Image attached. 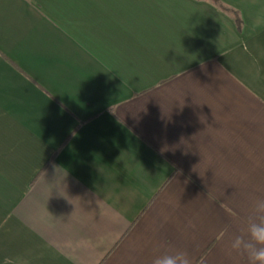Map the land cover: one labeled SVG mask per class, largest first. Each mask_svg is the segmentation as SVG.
Listing matches in <instances>:
<instances>
[{
    "label": "crops",
    "instance_id": "crops-1",
    "mask_svg": "<svg viewBox=\"0 0 264 264\" xmlns=\"http://www.w3.org/2000/svg\"><path fill=\"white\" fill-rule=\"evenodd\" d=\"M0 0V264H249L264 198V0Z\"/></svg>",
    "mask_w": 264,
    "mask_h": 264
},
{
    "label": "clouds",
    "instance_id": "clouds-1",
    "mask_svg": "<svg viewBox=\"0 0 264 264\" xmlns=\"http://www.w3.org/2000/svg\"><path fill=\"white\" fill-rule=\"evenodd\" d=\"M228 252L246 255L249 264H264V198L255 199L246 229L232 238ZM152 264H191V258L187 251L176 250L156 255Z\"/></svg>",
    "mask_w": 264,
    "mask_h": 264
},
{
    "label": "trees",
    "instance_id": "trees-1",
    "mask_svg": "<svg viewBox=\"0 0 264 264\" xmlns=\"http://www.w3.org/2000/svg\"><path fill=\"white\" fill-rule=\"evenodd\" d=\"M211 1H212L213 3H215V4H217V5H218L221 9H223L224 11L229 12V13L235 18L237 25L240 24V20H239V18H238V16H237L236 12H235L234 10H232V9H230L229 7L223 5L219 0H211Z\"/></svg>",
    "mask_w": 264,
    "mask_h": 264
}]
</instances>
